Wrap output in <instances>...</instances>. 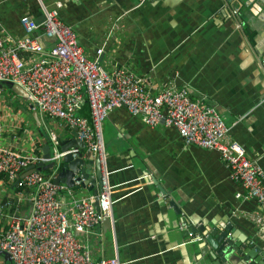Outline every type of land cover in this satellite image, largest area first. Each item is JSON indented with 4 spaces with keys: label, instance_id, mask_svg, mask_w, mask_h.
I'll return each mask as SVG.
<instances>
[{
    "label": "crops",
    "instance_id": "obj_1",
    "mask_svg": "<svg viewBox=\"0 0 264 264\" xmlns=\"http://www.w3.org/2000/svg\"><path fill=\"white\" fill-rule=\"evenodd\" d=\"M57 1L60 19L88 57L102 46L99 59L107 70L124 66L150 84L184 86L191 96L204 97L229 125L228 136L264 169V0H0V24L14 38L23 37L20 17L40 20L41 3L52 7ZM29 35L45 49L53 43L40 28ZM17 88L0 87V143L43 154L50 130L60 140L72 137L73 127L42 116ZM77 113L90 118L86 99ZM102 135L112 213L90 232H74L93 258L116 257L119 264H225L220 256L211 257L202 238L225 226L233 242H252L264 253V215L261 222L253 218L260 206L254 197L235 195L244 189L217 150L187 144L175 127L149 126L122 106L108 112ZM81 150L85 157L87 148ZM11 187L0 178V197H8ZM98 189L97 180L89 181L59 198L64 206L73 196ZM30 205L27 196L20 204L23 216ZM198 224L205 229L186 232ZM255 264H264V255Z\"/></svg>",
    "mask_w": 264,
    "mask_h": 264
},
{
    "label": "built area",
    "instance_id": "obj_2",
    "mask_svg": "<svg viewBox=\"0 0 264 264\" xmlns=\"http://www.w3.org/2000/svg\"><path fill=\"white\" fill-rule=\"evenodd\" d=\"M43 16L35 20L20 17L25 35L14 38L0 24V81H11L26 92V98L42 116H50L76 127L77 137L87 150L93 152L100 169L99 189L94 194L73 196L62 205L59 196L71 193L65 182L56 183L61 156L69 151L75 157L77 147L61 151L58 136L49 131L53 152L47 161L55 160L50 172L31 164L43 160V154L31 151L21 153L10 145L0 143V174L7 183H13L21 174L20 189L12 196L0 197V251L7 253L10 264H119L116 257L93 258L86 244L75 231L90 232L101 220L112 213V185L106 168L107 153L102 135V123L115 107H125L133 115H141L149 126H173L185 143L215 149L238 180L244 193L236 196L254 197L260 213H254L257 222L264 215V169L247 155L245 147L228 136L229 125L216 107L202 96L193 97L184 86L153 85L146 76L115 65L107 70L100 62L103 47L96 55H86L74 30L59 17L61 3L46 7L41 3ZM40 28L53 38L45 49L36 37L29 35ZM20 52L28 55L25 60ZM90 109V118L77 113L84 100ZM1 129V127H0ZM81 150V148H80ZM73 176L80 185L82 177ZM29 196L27 215L20 212L21 202ZM0 257V264H7Z\"/></svg>",
    "mask_w": 264,
    "mask_h": 264
},
{
    "label": "water",
    "instance_id": "obj_3",
    "mask_svg": "<svg viewBox=\"0 0 264 264\" xmlns=\"http://www.w3.org/2000/svg\"><path fill=\"white\" fill-rule=\"evenodd\" d=\"M6 85L12 87V89L18 87L16 91L20 94H25L26 96V92L17 84L11 81H0V87ZM33 114L35 117H37L36 110H34ZM73 128L74 132H72V137L64 140L58 139L57 147L61 151H67L70 147H77V155L73 157L71 152L67 151L61 156V161L58 165V173L54 178V181L56 183H58L59 181H63L67 186L71 187L77 186V184H74L73 176H75L76 173L79 172V175L81 176H77V178L82 177L80 184H85L89 181L91 182V184H94L96 180L100 184L101 169L99 162L94 156L93 152L90 150L86 152L85 157L83 156L82 150H80V148L84 147V142L77 137L76 127ZM42 150L44 159L40 160L35 165L31 164L30 166H28L24 174L30 172L34 168L44 169L45 165L51 167L53 164H55V160L53 159L47 161V158H49L53 152V147L51 142L48 140V137L44 139V147ZM93 168L94 172H91ZM24 174H21L20 177L14 180L12 186H15V183H18ZM169 204L174 208V210H176V212H179V209L177 208V205L173 200H170ZM27 214L28 213H26V215ZM197 229L203 231L205 227L202 224H198L196 227L190 226L189 229L186 230V232L190 230L192 232V235H194ZM227 230L228 226H225L223 230L219 231L218 228H215L210 231H206V233L202 235V238L204 239V246H210L212 249L210 250L211 257L214 258L218 255L220 256V259L225 262V264H229V260L233 264H255L260 261L264 253L258 246L254 245L252 242L248 244L245 242H233L232 238L227 236ZM240 245L241 247L239 248ZM2 253L4 254L6 260L10 261L7 253Z\"/></svg>",
    "mask_w": 264,
    "mask_h": 264
},
{
    "label": "trees",
    "instance_id": "obj_4",
    "mask_svg": "<svg viewBox=\"0 0 264 264\" xmlns=\"http://www.w3.org/2000/svg\"><path fill=\"white\" fill-rule=\"evenodd\" d=\"M46 169H47V170H46ZM46 169L43 170L44 173L49 171L48 168H46ZM0 178H3V181H5V178H6V177H5L3 174H0ZM8 184H10V183H8ZM20 186H21L20 184H15V186H12V187H11L12 191L9 192V193H7L6 195H7V196H12V195H13V191H14V190L16 191V189L20 188ZM6 262H7V261H6ZM7 264H10V262H7Z\"/></svg>",
    "mask_w": 264,
    "mask_h": 264
},
{
    "label": "rangeland",
    "instance_id": "obj_5",
    "mask_svg": "<svg viewBox=\"0 0 264 264\" xmlns=\"http://www.w3.org/2000/svg\"><path fill=\"white\" fill-rule=\"evenodd\" d=\"M0 257H4V254L2 252H0ZM7 262L9 261L7 260Z\"/></svg>",
    "mask_w": 264,
    "mask_h": 264
},
{
    "label": "clouds",
    "instance_id": "obj_6",
    "mask_svg": "<svg viewBox=\"0 0 264 264\" xmlns=\"http://www.w3.org/2000/svg\"><path fill=\"white\" fill-rule=\"evenodd\" d=\"M12 185H13V183H12Z\"/></svg>",
    "mask_w": 264,
    "mask_h": 264
}]
</instances>
